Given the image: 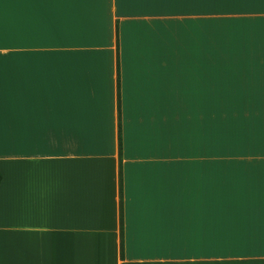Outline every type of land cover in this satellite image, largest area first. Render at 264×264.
Segmentation results:
<instances>
[{
	"label": "crops",
	"instance_id": "obj_1",
	"mask_svg": "<svg viewBox=\"0 0 264 264\" xmlns=\"http://www.w3.org/2000/svg\"><path fill=\"white\" fill-rule=\"evenodd\" d=\"M88 2L73 41L0 39V264H264V0Z\"/></svg>",
	"mask_w": 264,
	"mask_h": 264
},
{
	"label": "clouds",
	"instance_id": "obj_2",
	"mask_svg": "<svg viewBox=\"0 0 264 264\" xmlns=\"http://www.w3.org/2000/svg\"><path fill=\"white\" fill-rule=\"evenodd\" d=\"M92 5L88 0H0V39L5 37L7 19L13 12L22 20L32 26L31 30H25L16 35V39L40 40V41H73L76 39L74 29L86 27L89 22V9ZM60 24L65 28L62 34H53L52 25ZM8 91L7 69L0 66V95L6 96ZM192 165L188 166V173L183 177L186 185L198 186L204 180L198 174V170ZM166 181L159 178H149L144 188V199L140 202L144 215L141 220L146 232L153 228L160 229L161 206L171 202L170 194L161 191V186ZM135 212V207H133ZM167 233V224L163 225Z\"/></svg>",
	"mask_w": 264,
	"mask_h": 264
},
{
	"label": "rangeland",
	"instance_id": "obj_3",
	"mask_svg": "<svg viewBox=\"0 0 264 264\" xmlns=\"http://www.w3.org/2000/svg\"><path fill=\"white\" fill-rule=\"evenodd\" d=\"M220 109L221 108H217L216 111H218ZM205 111H206V108H204V119H205ZM207 117H208V108H207ZM215 131H216V127L214 124L208 125L207 123L204 122V136H210Z\"/></svg>",
	"mask_w": 264,
	"mask_h": 264
},
{
	"label": "trees",
	"instance_id": "obj_4",
	"mask_svg": "<svg viewBox=\"0 0 264 264\" xmlns=\"http://www.w3.org/2000/svg\"><path fill=\"white\" fill-rule=\"evenodd\" d=\"M1 179H2V176H1V174H0V182H1ZM122 254H123V251H122Z\"/></svg>",
	"mask_w": 264,
	"mask_h": 264
}]
</instances>
